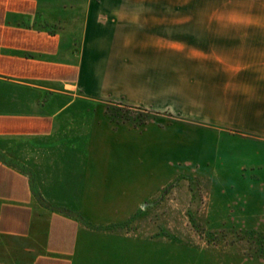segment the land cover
Wrapping results in <instances>:
<instances>
[{"label": "rangeland", "instance_id": "rangeland-1", "mask_svg": "<svg viewBox=\"0 0 264 264\" xmlns=\"http://www.w3.org/2000/svg\"><path fill=\"white\" fill-rule=\"evenodd\" d=\"M88 1L99 94L47 137L0 139V161L29 177L38 208L79 223L74 264H264V104L225 112L220 81L175 51L232 4L45 0L40 26L77 45Z\"/></svg>", "mask_w": 264, "mask_h": 264}, {"label": "crops", "instance_id": "crops-1", "mask_svg": "<svg viewBox=\"0 0 264 264\" xmlns=\"http://www.w3.org/2000/svg\"><path fill=\"white\" fill-rule=\"evenodd\" d=\"M44 1L0 0V139L47 137L73 102L100 92L101 63L86 45L101 24L99 11L84 4L71 45L62 32L40 26ZM227 3L225 18H197L201 27L188 44L175 43L200 73L220 81L225 112L234 99L264 104V0H225V9ZM87 81L98 82L93 92ZM34 196L29 177L0 161V264H74L79 223L38 208Z\"/></svg>", "mask_w": 264, "mask_h": 264}]
</instances>
